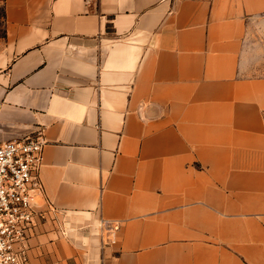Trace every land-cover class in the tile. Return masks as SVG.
I'll list each match as a JSON object with an SVG mask.
<instances>
[{
  "label": "crops",
  "instance_id": "obj_1",
  "mask_svg": "<svg viewBox=\"0 0 264 264\" xmlns=\"http://www.w3.org/2000/svg\"><path fill=\"white\" fill-rule=\"evenodd\" d=\"M0 8V144L42 136L58 209L28 264H264V0Z\"/></svg>",
  "mask_w": 264,
  "mask_h": 264
},
{
  "label": "built area",
  "instance_id": "obj_2",
  "mask_svg": "<svg viewBox=\"0 0 264 264\" xmlns=\"http://www.w3.org/2000/svg\"><path fill=\"white\" fill-rule=\"evenodd\" d=\"M45 140L25 136L0 144V264H28L30 242L58 209L40 178ZM118 222L100 221L102 241H117Z\"/></svg>",
  "mask_w": 264,
  "mask_h": 264
},
{
  "label": "rangeland",
  "instance_id": "obj_3",
  "mask_svg": "<svg viewBox=\"0 0 264 264\" xmlns=\"http://www.w3.org/2000/svg\"><path fill=\"white\" fill-rule=\"evenodd\" d=\"M3 12L2 9L0 8V36L3 35V20H2Z\"/></svg>",
  "mask_w": 264,
  "mask_h": 264
}]
</instances>
